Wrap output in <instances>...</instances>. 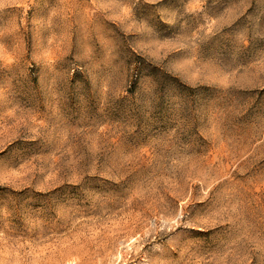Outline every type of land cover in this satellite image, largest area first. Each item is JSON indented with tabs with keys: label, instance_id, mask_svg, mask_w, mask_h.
<instances>
[{
	"label": "rangeland",
	"instance_id": "1",
	"mask_svg": "<svg viewBox=\"0 0 264 264\" xmlns=\"http://www.w3.org/2000/svg\"><path fill=\"white\" fill-rule=\"evenodd\" d=\"M0 264H264V0H0Z\"/></svg>",
	"mask_w": 264,
	"mask_h": 264
}]
</instances>
